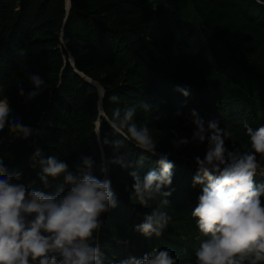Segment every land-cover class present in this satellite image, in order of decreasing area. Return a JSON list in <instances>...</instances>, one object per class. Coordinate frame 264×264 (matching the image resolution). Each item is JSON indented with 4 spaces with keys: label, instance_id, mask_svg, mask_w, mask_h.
Masks as SVG:
<instances>
[{
    "label": "trees",
    "instance_id": "1",
    "mask_svg": "<svg viewBox=\"0 0 264 264\" xmlns=\"http://www.w3.org/2000/svg\"><path fill=\"white\" fill-rule=\"evenodd\" d=\"M67 1L0 0V90L12 117L39 130L24 140L6 128L0 133V158L9 174H23L18 182L55 194L63 176L43 188L39 168L30 167L37 148L66 161L70 169L81 155L91 156L93 174L101 179L103 162L125 156L134 169L108 165L117 207L101 217L104 264L142 258L153 248L170 250L177 264H196L195 250L206 238L191 216L202 193L192 182L195 157L204 158L207 143L193 140L176 148L172 130L189 139L195 109L206 125L217 121L229 133V150L253 151L243 124L264 126V5L255 0H70L68 10ZM30 73L44 78L45 85L26 103L17 84L25 93L35 90ZM81 73L104 87L105 114L98 106L99 88ZM112 95L118 101L110 102ZM130 106L136 108L133 122L148 126L157 143L156 155L114 134L108 124L116 109L123 113ZM104 138L119 141L120 148L104 144ZM162 154H169L175 166L173 183L164 188L172 192L170 204L160 209L171 219L157 239L146 237L136 225L164 197L153 198L147 208L132 200L129 172L158 170L155 161Z\"/></svg>",
    "mask_w": 264,
    "mask_h": 264
},
{
    "label": "clouds",
    "instance_id": "2",
    "mask_svg": "<svg viewBox=\"0 0 264 264\" xmlns=\"http://www.w3.org/2000/svg\"><path fill=\"white\" fill-rule=\"evenodd\" d=\"M264 5V0H255ZM24 53L21 52V55ZM29 82L35 90L25 93L21 84L19 94L25 102L33 100L44 89L45 80L38 74H29ZM184 96L190 95L186 89H178ZM112 95L110 102L118 101ZM99 106V102H98ZM149 110V106L144 104ZM134 106L113 112L108 120L114 134L133 141L142 152L157 154V143L152 138L147 125L138 127L133 118ZM178 115L180 113H177ZM191 122L195 125L193 138L201 144L207 143L204 158L195 157L196 175L192 186L202 187L198 204L191 212L196 220L201 240L195 250L196 264H261L264 262V182L257 183L258 174L264 175V126L253 128L245 121L243 127L250 138L253 151L241 153L229 150L225 141L229 138L217 121L205 124L195 109L191 112ZM8 128L17 138L28 140L38 129L25 126L20 118L12 117L8 98L0 90V133ZM126 130V132H125ZM174 147L187 145V137H181L175 129ZM97 140L100 133L97 132ZM104 144L120 148L119 141L103 139ZM259 154L260 159H257ZM169 154H162L155 163L159 169H149L141 175L131 170L133 178L131 199L149 207V201L162 196L160 206L145 214L144 221L136 225V230L146 237L157 239L164 235L171 217L160 209L170 204L167 199L174 176V162ZM144 159V157H141ZM30 167L39 168L37 173L44 189L52 186V181L63 176V184L57 185L55 194L29 188L22 179L21 172L9 174L5 161L0 158V264H104L105 253L99 243L104 221L102 214L117 207V196L108 178L109 164H119L125 169L134 165L120 155L105 161L100 166L104 178L93 174L95 162L91 156L81 155L73 169L66 161L55 155H47L37 148L30 157ZM51 178V180H50ZM64 185L68 187L65 189ZM177 257L163 248H153L142 258L132 257L119 264H177Z\"/></svg>",
    "mask_w": 264,
    "mask_h": 264
},
{
    "label": "water",
    "instance_id": "3",
    "mask_svg": "<svg viewBox=\"0 0 264 264\" xmlns=\"http://www.w3.org/2000/svg\"><path fill=\"white\" fill-rule=\"evenodd\" d=\"M70 7H71V1L68 0V1H67V9L69 10ZM71 61H72L73 64H74L73 57H71ZM81 74L84 76V78H85L87 81H89L90 83L96 85L98 88H99V86L102 87V92H101L100 89H99V93H100L99 106H100V108H101V113H102V114H105L104 111H103V107H102V102H103L102 98H103V96H104V94H105V89H104V87H103L98 81H96V80H94V79L88 77L87 75H84L83 73H81ZM98 132H99V122H98Z\"/></svg>",
    "mask_w": 264,
    "mask_h": 264
},
{
    "label": "rangeland",
    "instance_id": "4",
    "mask_svg": "<svg viewBox=\"0 0 264 264\" xmlns=\"http://www.w3.org/2000/svg\"><path fill=\"white\" fill-rule=\"evenodd\" d=\"M153 2L157 3V2H160V0H153ZM187 17L190 18V19H194V18H193L192 16H190V15H189V16L187 15ZM194 130H195V128H194ZM194 130H193V132H194ZM193 140H198V139L193 138V133H192L191 136L189 137V141L191 142V141H193ZM190 142H189V143H190ZM259 159H260V157H259ZM259 159H258V160H259ZM261 164L264 165V160H261ZM256 178H264V175L258 174Z\"/></svg>",
    "mask_w": 264,
    "mask_h": 264
},
{
    "label": "bare ground",
    "instance_id": "5",
    "mask_svg": "<svg viewBox=\"0 0 264 264\" xmlns=\"http://www.w3.org/2000/svg\"><path fill=\"white\" fill-rule=\"evenodd\" d=\"M99 89H100V91L102 92V87H101V86H99Z\"/></svg>",
    "mask_w": 264,
    "mask_h": 264
}]
</instances>
